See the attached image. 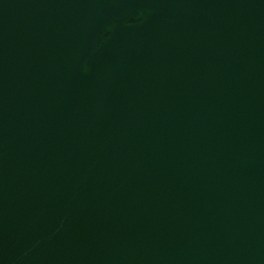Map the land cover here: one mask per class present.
<instances>
[{"label": "water", "instance_id": "water-1", "mask_svg": "<svg viewBox=\"0 0 264 264\" xmlns=\"http://www.w3.org/2000/svg\"><path fill=\"white\" fill-rule=\"evenodd\" d=\"M0 264H264V0H0Z\"/></svg>", "mask_w": 264, "mask_h": 264}]
</instances>
